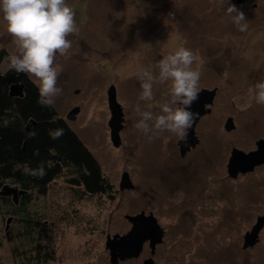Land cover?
<instances>
[{
	"label": "rangeland",
	"instance_id": "obj_1",
	"mask_svg": "<svg viewBox=\"0 0 264 264\" xmlns=\"http://www.w3.org/2000/svg\"><path fill=\"white\" fill-rule=\"evenodd\" d=\"M67 3L76 14L79 34L70 35L72 48L56 57L62 68L57 86L63 87V95L55 107L95 154L113 191L80 197L67 185L64 173L46 195L31 201L27 209L33 217L41 216L55 226L56 259L46 264H111L108 235L130 230L125 215L141 209L154 210L166 232L157 246L156 264H264V227L259 242L244 248L246 233L264 215V166L237 178H230L227 168L234 148L248 153L264 138V105L257 104L249 91L264 78V0L235 4L245 13L246 32L238 31L222 0ZM0 42L9 53L0 63V73H5L8 57L19 54V49L2 11ZM181 46L200 57L192 65L201 72L200 90L217 89V94L212 114L196 127L200 144L188 156L196 166L180 173L175 171V157L167 160L172 150L179 154V137L164 131L150 139L151 133L145 135L134 124L140 119L135 111L140 70L158 74L157 61ZM111 86L125 118L120 147L110 136ZM169 88L170 82L154 85V98L140 101L142 109L160 114V106L170 100ZM75 106L81 111L71 120L67 116ZM229 117L236 125L231 131L225 128ZM164 160L170 162L166 174ZM124 171L136 182L134 191L119 189ZM194 184L199 186L195 194L190 188ZM10 211V201L0 200V264L33 263L36 242L21 235L19 216L5 231ZM150 255L147 249L139 258L120 264H142Z\"/></svg>",
	"mask_w": 264,
	"mask_h": 264
},
{
	"label": "clouds",
	"instance_id": "obj_2",
	"mask_svg": "<svg viewBox=\"0 0 264 264\" xmlns=\"http://www.w3.org/2000/svg\"><path fill=\"white\" fill-rule=\"evenodd\" d=\"M222 2L227 4L226 12L232 17L238 31L246 32L248 22L245 13L231 0ZM0 11L7 22V31L19 49V54L8 57L9 68L34 79L39 90L38 102L46 107H54L57 98L63 95V87L57 86L62 71L56 64L57 54L66 55L72 48V41L68 37L79 34L73 8L67 0H0ZM199 59L193 50L181 46L157 61L155 69L158 74L148 68L140 70L137 78L141 90L135 105L140 119L134 124L137 130L145 135L151 133L150 139L167 131L181 140H187V130L199 115L190 110L200 93L201 72L192 67ZM165 82H170V100L160 106V114L143 110L139 102H151L154 85ZM249 91L254 93L257 104L264 105V78ZM147 107L151 109L152 104L148 103ZM49 134L53 139H58L63 135V129ZM28 135L32 137L35 133ZM23 170L25 174L40 178L46 174L43 166L30 169L24 165Z\"/></svg>",
	"mask_w": 264,
	"mask_h": 264
},
{
	"label": "trees",
	"instance_id": "obj_3",
	"mask_svg": "<svg viewBox=\"0 0 264 264\" xmlns=\"http://www.w3.org/2000/svg\"><path fill=\"white\" fill-rule=\"evenodd\" d=\"M7 55L8 51L0 47V62ZM14 82L24 84L23 97L10 95ZM38 101L37 84L27 74L12 69L0 74V186L9 184L25 192L18 205L10 202L13 211L9 213L19 216L21 235L34 237L31 241L36 242L33 263L24 264H46L56 259L53 222L33 217L27 209L34 198L47 194L54 180L66 173L67 185L80 197L113 191L109 177L78 133L55 106L46 107ZM30 121L34 124L28 130ZM56 129H63V135L53 139L49 133ZM31 132L35 135L29 137ZM24 165L30 169L43 166L46 174L42 178L25 174Z\"/></svg>",
	"mask_w": 264,
	"mask_h": 264
},
{
	"label": "water",
	"instance_id": "obj_4",
	"mask_svg": "<svg viewBox=\"0 0 264 264\" xmlns=\"http://www.w3.org/2000/svg\"><path fill=\"white\" fill-rule=\"evenodd\" d=\"M234 3L239 4L244 0H233ZM217 94V89L203 88L198 94V99L192 104L191 111L198 113V117L193 123L192 127L187 130V140H179L178 145L181 147L182 154H185L187 150L195 146L198 142V136L196 135V126L201 119L207 113L211 112V108L207 105H211ZM10 95L13 97L24 96V84L20 82H14L10 85ZM108 102L111 111V119L109 120L110 136L115 147H120L122 144L121 130L124 127V112L123 107L117 99V92L115 86H111L108 90ZM80 111L79 107L74 108L69 117L75 118ZM34 122L30 121L27 129L30 130ZM236 125L233 117H229L225 124V128L228 131L235 129ZM257 149L246 153L243 150L234 148L232 155L228 162V174L232 178H237L239 174L248 173L254 171L257 166L264 165V138H261L256 143ZM129 178L128 174H124L123 182ZM123 186V184H122ZM25 193L19 188L6 184L0 191V195L12 196L15 203L18 202V196ZM130 221L133 226L129 232L123 235L115 234L107 237L106 247L110 251L111 264H118L119 261H125L127 259L138 257L146 241L150 240V246L155 251L157 244L163 242L164 229L158 222V219L153 215H145L141 213L137 216H130ZM11 220L9 219L8 222ZM264 227V215L259 216L257 223L253 226L251 231H248L245 235L244 248L254 247L260 238V232ZM143 264H155L153 258H149L144 261Z\"/></svg>",
	"mask_w": 264,
	"mask_h": 264
},
{
	"label": "flooded vegetation",
	"instance_id": "obj_5",
	"mask_svg": "<svg viewBox=\"0 0 264 264\" xmlns=\"http://www.w3.org/2000/svg\"><path fill=\"white\" fill-rule=\"evenodd\" d=\"M233 1V0H232ZM233 3H234V1H233ZM244 3H246V0H244V2H242V3H239V4H244ZM234 4H236V3H234ZM9 54V53H8ZM8 56V55H7ZM7 56H5V57H7ZM4 57V58H5ZM4 58L1 60V62L0 63H2L3 62V60H4ZM10 68H8L5 72H7L8 70H9ZM0 74H3V73H0ZM21 83V82H20ZM215 99H216V97H215ZM215 99H214V101H215ZM214 103V102H213ZM208 107H210L211 108V112L210 113H207V114H205L204 116H206V115H209V114H212V110H213V104H211V105H207ZM76 107H79V106H75L74 108H76ZM79 109H80V111H81V108L79 107ZM72 111V110H71ZM71 111L68 113V118L69 119H71V120H76L77 119V117H78V115H79V113H80V111L77 113V115L75 116V118L74 119H72L71 117H69V115H70V113H71ZM204 116H202L201 117V119L199 120V122L204 118ZM198 122V123H199ZM198 125V124H197ZM197 127V126H196ZM198 139H199V137H198ZM200 144V139L198 140V142H197V144L195 145V146H192V147H190L188 150H187V152L185 153V154H182V152H181V147H178L179 149V154H180V156L182 157V159H180L179 158V154L177 153V151H175V150H172V152H171V154L169 155V157H168V159L167 160H171L170 158H174V160H172L173 161V164H174V167L176 168L175 169V171L176 172H180L181 173V171H183V169H186L187 167H191V166H196V164H195V160L194 159H192L191 157H188L191 153H193L196 149H198V145ZM257 148V147H256ZM254 150V149H253ZM185 158H189V161H187V163H188V165H186V164H184V159ZM168 163L170 164V162L169 161H163V165H164V173L166 174V173H169V171H170V169H169V165H168ZM261 166V165H260ZM264 166V165H263ZM178 168V169H177ZM128 174V176H129V178L126 180V181H124L123 182V176H124V174ZM240 175V174H239ZM164 177H167V176H164ZM230 178H232V177H230ZM178 180H180V182H182V180H184V178H182V176H180V178H178ZM186 181H187V178L185 179ZM0 182H1V179H0ZM202 183V182H201ZM204 183V182H203ZM122 184H123V186H122ZM4 185H6V184H4ZM4 185H1L0 186V191L2 190V188H3V186ZM184 185V184H183ZM197 184H194L192 187H190L191 189H194L193 191V194H195L197 191H196V189L199 187V186H196ZM186 186H188V184L186 185ZM137 188V185H136V182L133 180V178L131 177V174H130V172L129 171H124V173L122 174V179H121V181H120V185H119V189L121 190V191H124V190H129V191H134L135 189ZM25 193H23V194H20L19 196H18V202L17 203H15V201L13 200V197L12 196H3V195H0V200H2V199H4V200H8V201H10V202H13L15 205H18L19 204V201H20V198H21V196L22 195H24ZM12 197V198H11ZM11 198V199H10ZM141 213H144L145 215H150V214H153L155 217H156V215H155V212H154V210H150L149 212H147L146 210H144V209H141L139 212H134V213H128V214H126L125 215V218H126V221H127V223L130 225V230H131V228H132V226H133V224H132V222L130 221V216H137V215H139V214H141ZM16 218V215L15 214H12V213H8V218H7V223H6V227H5V231L6 232H9L10 231V229H11V223L13 222V220ZM157 218V217H156ZM9 219L11 220L10 222H8L9 221ZM159 222V221H158ZM161 225V224H160ZM162 226V225H161ZM163 227V226H162ZM164 229V228H163ZM130 230H126L123 234H126L127 232H129ZM123 234H119V235H123ZM165 234H166V232H165V229H164V237H163V241H164V238H165ZM109 236V235H108ZM244 240H245V237H244ZM259 240H260V238H259ZM163 243V242H162ZM162 243H160V244H162ZM160 244H157V246L158 245H160ZM157 246H156V248H155V251L153 252V250H152V248H151V246H150V240H148V241H146L145 243H144V245H143V250H142V252H141V254L138 256V257H135V258H139L140 256H142L143 254H145L146 252H147V249H150V256H148V257H146V258H144V261L145 260H147V259H149V258H153L154 260H155V255H156V253H157ZM250 248H252V247H250ZM135 258H131V259H135ZM131 259H127V260H131ZM127 260H125V261H127ZM110 261H111V259H110ZM125 261H119L118 262V264H120V263H122V262H125ZM144 261H143V263H144ZM142 263V264H143ZM155 264H156V261H155Z\"/></svg>",
	"mask_w": 264,
	"mask_h": 264
}]
</instances>
